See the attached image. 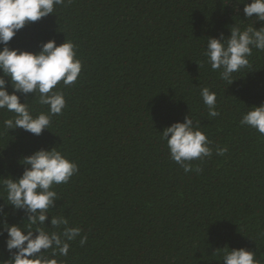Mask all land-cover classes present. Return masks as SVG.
I'll return each instance as SVG.
<instances>
[{
	"label": "trees",
	"instance_id": "trees-1",
	"mask_svg": "<svg viewBox=\"0 0 264 264\" xmlns=\"http://www.w3.org/2000/svg\"><path fill=\"white\" fill-rule=\"evenodd\" d=\"M246 3L65 0L8 42L10 50L37 53L49 40L71 41L82 63L75 83L53 89L64 94L66 107L40 136L5 129L12 113L0 109V179L19 178L21 160L40 149L55 148L78 166L67 183L53 185L57 200L43 227L62 231L50 220L63 216L87 242L82 246L78 236L66 256L49 250V258L58 264H222L227 248H244L264 264V137L239 123L248 108L264 103V51L253 49L250 67L234 73L230 85L204 56L207 38H227L233 25L261 27L245 18ZM203 87L216 93L217 117L208 115ZM16 94L33 115L47 111L33 94ZM188 114L213 154L191 161L193 170L185 173L161 134ZM218 147L227 148L225 155H216ZM5 203L0 191V225L27 227L28 213ZM6 239L0 228V261L11 255Z\"/></svg>",
	"mask_w": 264,
	"mask_h": 264
},
{
	"label": "clouds",
	"instance_id": "clouds-1",
	"mask_svg": "<svg viewBox=\"0 0 264 264\" xmlns=\"http://www.w3.org/2000/svg\"><path fill=\"white\" fill-rule=\"evenodd\" d=\"M64 3L65 0H0V45L3 46L0 48V109L12 113L11 118L3 121V127L8 131L22 129L38 137L42 131L48 130L51 117L62 114L66 107L64 94L53 89L60 82L64 86L75 83L81 73L82 63L76 58L75 45L71 41L57 46L54 40H49L39 46L37 53L10 50L7 46L18 31L53 14L55 6ZM243 13L246 19L254 18L256 23H261V27L256 29L253 24L241 29L233 25L227 38L221 33L218 38L209 37L206 40L204 56L207 63L213 71H219L220 79L228 85L236 80L234 73L250 67L249 57L253 49L264 51V0H250L244 5ZM9 85L11 94L8 92ZM16 93L25 96L33 94L40 105L47 106V111L33 115L29 103H21ZM200 97L208 115L217 117L216 93L203 87ZM248 109L242 114L240 125L252 128L264 137V103ZM199 129L200 125L188 114L183 122L171 124L161 134L170 158L185 173L193 170L191 161L213 154V149L209 147L211 141ZM226 152V147L216 149L218 156ZM21 161L25 166L21 176L15 180L11 177L0 179V191L6 194L5 205L28 213L27 227L7 223L0 225L7 233L5 246L11 254L0 264H58L46 253L51 250L52 257L57 254L66 256L69 242L81 236V229L69 227L67 218L63 216H51L50 220L51 228L60 229L63 226L62 231H49L43 225L57 200L53 185L67 183L78 172V166L55 148L40 149ZM3 215L7 217V213ZM86 242L87 236H81L80 244L83 246ZM222 264H260V261L254 252L247 249L227 248Z\"/></svg>",
	"mask_w": 264,
	"mask_h": 264
}]
</instances>
